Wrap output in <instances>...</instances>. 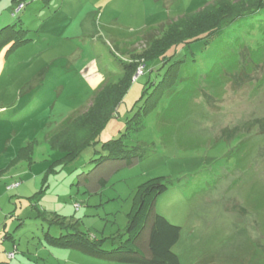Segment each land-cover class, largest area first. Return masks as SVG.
I'll list each match as a JSON object with an SVG mask.
<instances>
[{
  "label": "rangeland",
  "instance_id": "rangeland-1",
  "mask_svg": "<svg viewBox=\"0 0 264 264\" xmlns=\"http://www.w3.org/2000/svg\"><path fill=\"white\" fill-rule=\"evenodd\" d=\"M218 2L26 0L18 12L17 2L0 0V171L8 168L0 177V262L122 264L61 248L55 239L73 228L111 249L110 238L128 225L135 189L163 176L171 184L155 212L182 228L174 248L181 264H264V60L251 67L248 56L264 33V10H237L249 16L228 19L259 25L224 29L229 46L238 42V74L223 71L209 81L219 39L206 48L204 40L190 44L176 58L185 61L179 79L188 91L143 119L141 131H128L148 106L149 81L164 79L167 66L136 79L143 67L205 30L210 6L232 12L252 3ZM139 79L102 137L86 132L70 151L53 149L64 143L62 130L71 133L87 116L94 127L102 124ZM72 115L75 122L62 124ZM81 139L87 145L79 148ZM116 139L132 151L129 163L99 160ZM25 146L31 165L11 166ZM140 242L146 248L147 236Z\"/></svg>",
  "mask_w": 264,
  "mask_h": 264
},
{
  "label": "trees",
  "instance_id": "trees-1",
  "mask_svg": "<svg viewBox=\"0 0 264 264\" xmlns=\"http://www.w3.org/2000/svg\"><path fill=\"white\" fill-rule=\"evenodd\" d=\"M14 2H17L19 11H22L25 9L26 0H13ZM225 0H220L218 3H224ZM239 2L242 0H236ZM252 1L251 5L248 7H244V5L240 4V8H235V11L228 12L226 6H220L218 8H214L213 6H210L211 9H213V12L207 13V11L203 14L206 17L207 22H205V26H202L205 30L202 32L195 34L193 37H187L185 40L175 44L171 45L163 55L158 57L157 59H153L151 62H148L145 67H143L142 74H139L136 79H138L141 76H144L147 69H150V72L160 74V70L163 66H167L166 70L163 73L164 79H161L159 82H152V79L149 81L148 85L153 86L152 87V93H149L148 98V106L143 107L141 110L138 111V114H136V123H133V118L131 121H129L128 124V131L135 132L136 130L141 131V128L144 125V120L148 115L153 116L156 114H161L166 108L172 106L173 104V96L175 94H181L184 91H188L185 82H180L179 79V68L184 65L185 61L176 59L178 56V53H180L182 50L186 49L190 44L198 42V41H205V48L207 44H209V40L211 39H219L217 42V50L212 49V55H211V62L210 63V70L207 71V77H209V81L211 79H218L219 76L222 74L223 71H227L230 74H238L240 72V54L237 50V44L238 42L233 45L229 46L228 43L231 41H228L229 38H225V27L228 25L229 27H239L243 28L246 27L251 29V25H254L256 29L259 31V23L264 24L263 21H259L257 23H234L235 21L229 22L232 18L236 16V21L238 19L248 17L249 14L246 16H243L241 13L235 15V12L237 10L240 11H249L253 10L255 8H259L261 10H264V1L261 0H250ZM259 3L258 5H255ZM215 6V5H214ZM207 6L204 8L206 9ZM203 9V10H204ZM202 11V10H201ZM200 11V12H201ZM227 11V12H226ZM199 11L196 13H190L189 15H194L200 13ZM17 13V12H16ZM185 15V16H187ZM201 15V14H200ZM183 16V17H185ZM198 16V15H197ZM202 17V16H199ZM228 20V21H227ZM226 21V22H225ZM236 28H234L233 31H235ZM198 30V31H200ZM228 31V30H227ZM247 32V31H246ZM245 32V33H246ZM264 33H260V41L256 42L257 45L254 49H248V56L250 57V63L249 65L252 67V65H258L259 63H262L264 60V55L262 57H257L256 50L259 52L264 49V44H261ZM229 36V35H228ZM15 40L16 38L13 37ZM18 38V37H17ZM207 51V50H206ZM210 52V51H209ZM223 59L222 63H218V60ZM227 60L228 63L226 62ZM169 63V65H167ZM194 79L188 80L190 83H192ZM140 79L135 83V85L131 86V88L126 92L124 98L117 104L114 112L112 115L107 116L105 121L100 124L99 126H95V123L93 122L94 119H92L91 116H87L86 119L82 121L83 124H80L79 127L72 128L71 133L66 132L65 130H62L63 136H60L62 140H64V143L57 147L53 148L54 150H59L61 147L65 150L70 151L74 147V137L77 136L78 138L81 137L82 134H86V132L89 134H93L95 139H97L98 136L102 137L104 132L106 131L109 124L114 120V117H116L117 113L119 112L122 105L126 102L127 98L131 94L134 87L139 85ZM134 83V82H133ZM185 83V84H184ZM107 84V80H105L100 88V90L103 89V87ZM179 84H184V88L182 91L176 90L177 86ZM189 84V83H188ZM99 90V91H100ZM148 90V86L146 87V91ZM98 94V92L95 94V96ZM94 96V97H95ZM164 96H168L166 99H168V106L162 108L160 111H158V107L160 106V101ZM94 99V98H93ZM92 99V101H93ZM158 111V113H156ZM72 115L69 119L65 120L62 124H65L67 121L69 124L70 122H75L77 118H73ZM93 120V121H92ZM146 120V119H145ZM89 121V122H88ZM75 125V123L73 124ZM72 125V126H73ZM94 128V130H93ZM54 137L59 135L58 132L53 133ZM87 135V134H86ZM87 141H83L82 139L79 140V148L82 147V145H85ZM30 144V143H29ZM77 144V143H76ZM87 145V144H86ZM144 144H140L139 148ZM129 147L126 146V143L122 141V139H116V140H109L106 142L105 151L107 152L106 155L101 156L99 160L103 161H112L115 162L116 160H125L127 163H129V157L131 156L132 151L128 149ZM27 152V154H26ZM64 152V151H63ZM24 153V154H23ZM33 151L32 149L28 148L26 151V146L23 147L19 153L17 158L11 163V166H14L16 164H19V162H27L28 165H31L33 158H32ZM137 157V156H136ZM134 157V158H136ZM132 158V157H131ZM130 158V159H131ZM6 170L0 171V177H2L6 172ZM171 181L168 180L167 177H153L151 179H148L144 183L140 184L133 193L132 198V207L127 214V220L128 225L125 229V232L122 236L119 237H111V249H107L104 247V241H99L97 239H91L87 234L76 231L72 228L70 231H68V234L66 236H62L60 238H56L57 244L61 246V248H74V249H81L92 256L99 257L100 259L104 260H113L117 261L118 263L122 264H181L180 257L178 254L174 251V248L178 245L181 237L182 228L173 224L170 220H168L163 214H158L155 212L156 209V203L159 197L164 195L170 188ZM51 218V217H50ZM147 236V242H146V248L141 246V239L143 236ZM141 246V247H140ZM263 250V249H262ZM264 252V250H263ZM14 256V254H12ZM12 256V257H13ZM0 264H8L5 262H0Z\"/></svg>",
  "mask_w": 264,
  "mask_h": 264
},
{
  "label": "crops",
  "instance_id": "crops-1",
  "mask_svg": "<svg viewBox=\"0 0 264 264\" xmlns=\"http://www.w3.org/2000/svg\"><path fill=\"white\" fill-rule=\"evenodd\" d=\"M159 18H161V16H160ZM159 22H161V19L159 20ZM159 22H158V23H159ZM102 84H103V83H102ZM101 86H102V85H101ZM127 99H128V98H127ZM75 113H76V112H75ZM111 134H113V133L111 132Z\"/></svg>",
  "mask_w": 264,
  "mask_h": 264
},
{
  "label": "built area",
  "instance_id": "built-area-1",
  "mask_svg": "<svg viewBox=\"0 0 264 264\" xmlns=\"http://www.w3.org/2000/svg\"><path fill=\"white\" fill-rule=\"evenodd\" d=\"M140 74H142V72L140 73ZM13 255L12 254H10V257H12Z\"/></svg>",
  "mask_w": 264,
  "mask_h": 264
}]
</instances>
